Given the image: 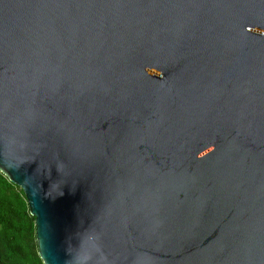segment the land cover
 <instances>
[{
  "label": "water",
  "instance_id": "obj_1",
  "mask_svg": "<svg viewBox=\"0 0 264 264\" xmlns=\"http://www.w3.org/2000/svg\"><path fill=\"white\" fill-rule=\"evenodd\" d=\"M0 172L43 264H264V0H0Z\"/></svg>",
  "mask_w": 264,
  "mask_h": 264
},
{
  "label": "trees",
  "instance_id": "obj_2",
  "mask_svg": "<svg viewBox=\"0 0 264 264\" xmlns=\"http://www.w3.org/2000/svg\"><path fill=\"white\" fill-rule=\"evenodd\" d=\"M0 264H43L25 195L1 172Z\"/></svg>",
  "mask_w": 264,
  "mask_h": 264
}]
</instances>
